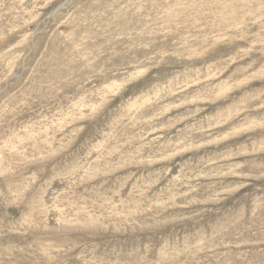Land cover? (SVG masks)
I'll return each mask as SVG.
<instances>
[{
    "label": "rangeland",
    "instance_id": "1",
    "mask_svg": "<svg viewBox=\"0 0 264 264\" xmlns=\"http://www.w3.org/2000/svg\"><path fill=\"white\" fill-rule=\"evenodd\" d=\"M0 264H264V0H0Z\"/></svg>",
    "mask_w": 264,
    "mask_h": 264
}]
</instances>
